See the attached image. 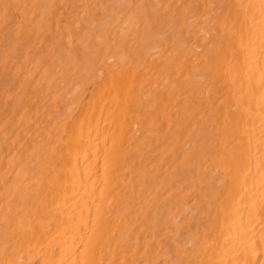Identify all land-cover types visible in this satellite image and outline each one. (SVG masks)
Masks as SVG:
<instances>
[{
	"label": "bare ground",
	"instance_id": "6f19581e",
	"mask_svg": "<svg viewBox=\"0 0 264 264\" xmlns=\"http://www.w3.org/2000/svg\"><path fill=\"white\" fill-rule=\"evenodd\" d=\"M0 264H264V0H0Z\"/></svg>",
	"mask_w": 264,
	"mask_h": 264
}]
</instances>
